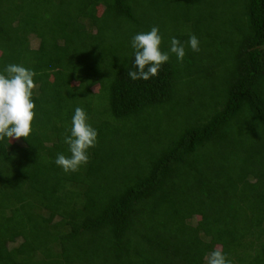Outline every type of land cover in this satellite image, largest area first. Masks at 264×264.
<instances>
[{"label": "trees", "instance_id": "obj_1", "mask_svg": "<svg viewBox=\"0 0 264 264\" xmlns=\"http://www.w3.org/2000/svg\"><path fill=\"white\" fill-rule=\"evenodd\" d=\"M154 26L170 58L134 81ZM9 64L36 73L35 117L0 140V264H264V0H0ZM77 107L97 144L65 173Z\"/></svg>", "mask_w": 264, "mask_h": 264}, {"label": "clouds", "instance_id": "obj_2", "mask_svg": "<svg viewBox=\"0 0 264 264\" xmlns=\"http://www.w3.org/2000/svg\"><path fill=\"white\" fill-rule=\"evenodd\" d=\"M162 36L158 27H152L149 32L136 34L131 46L134 52V67L136 71H128L132 80H148L156 76L161 66L169 60V53L162 52L160 45ZM188 45L194 52H199V40L195 35L190 36ZM170 53L183 62L185 48L181 42L172 38ZM4 73L0 74V140L5 137L19 139L28 138L32 132V121L35 117V104L31 97L35 88V72L23 66L9 64ZM97 131L88 123L84 109L77 107L72 117L70 135L64 142L69 146L70 156L58 154L55 160L65 173L76 172L82 165L88 163V150L97 144ZM207 264H231L220 249L214 250L207 257Z\"/></svg>", "mask_w": 264, "mask_h": 264}, {"label": "rangeland", "instance_id": "obj_3", "mask_svg": "<svg viewBox=\"0 0 264 264\" xmlns=\"http://www.w3.org/2000/svg\"><path fill=\"white\" fill-rule=\"evenodd\" d=\"M146 1L148 2V0H145V3H147ZM145 7L146 6L144 5V8ZM101 10H102V7H98V13ZM172 12L173 11L171 9H168L167 12L163 13L162 18L160 20L165 21V24H166L165 25V28H168L170 30H172V29L173 30H176L177 29L176 26H175L176 22H175V20H173V17H171V13ZM30 45H31V47L36 48L38 46V39L37 38H34V37H31V39H30ZM73 84H76V83H73ZM97 88H98L97 85H94V86L91 87L92 91H97ZM167 107H168V105H164V106L161 107L162 108L161 109V114H162L163 117L166 116L165 115L166 112L164 110Z\"/></svg>", "mask_w": 264, "mask_h": 264}]
</instances>
